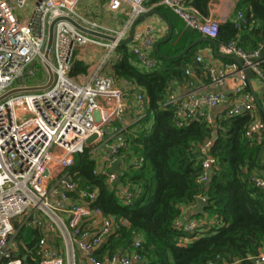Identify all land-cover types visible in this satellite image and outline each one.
Returning a JSON list of instances; mask_svg holds the SVG:
<instances>
[{
  "label": "built area",
  "instance_id": "1",
  "mask_svg": "<svg viewBox=\"0 0 264 264\" xmlns=\"http://www.w3.org/2000/svg\"><path fill=\"white\" fill-rule=\"evenodd\" d=\"M79 1L32 0V8L27 12L31 0H0V264H23L17 241L23 226L58 236L65 246L66 260L58 245L41 237L36 243L38 264L146 263L141 254L140 233H134L131 245L121 251L101 257L96 254L106 239L126 224L92 207L96 192L79 188L68 172L74 165L75 155L87 147L95 161L93 174L104 177L108 189L125 204L134 196L129 186L116 184L120 171L117 175L110 173L114 162L123 161L121 153L127 148L128 110L124 92L110 77L98 76L89 83L80 84L70 76L79 47L93 45L113 52L124 39L125 30L112 31L78 15ZM146 1L108 0V8L118 11L123 4H128L134 20L145 11ZM156 6L170 9L183 21L185 29L216 38L220 23L204 17L185 0H160ZM70 21L113 37L114 41L83 33ZM54 22L51 50L45 60L48 29ZM233 22L245 29L241 12H237ZM154 32L152 27H147L139 42L131 47L135 62L143 71L159 66L153 56ZM218 50L239 59L242 67L234 62L220 65L205 62L201 55H196L195 62L202 65V72L215 92L196 94L189 79L191 70L187 67V91L179 94L171 87L165 106L174 108L178 127L198 117L212 125L215 117L221 114L227 117L249 114L252 121L245 137L259 144L264 137V122L259 117L255 97L249 91L248 79L250 72L264 85V58L260 49L245 51L236 40L219 45ZM39 58L47 76L49 70L52 74L50 86L41 89L39 87L46 86L49 79L43 85L23 82L26 76L34 77L29 66ZM127 84L136 103L132 115L133 125H136L144 117L147 100L134 84ZM220 107L225 108L224 113H210ZM92 138L99 142L94 143ZM209 148L210 142L200 146L203 157L201 184L207 182L210 171L217 166L216 160L208 154ZM133 164L141 166L138 160ZM250 181L264 193L263 177L252 175ZM174 225L185 234H193L217 227L219 223L214 220L208 223L206 218H179ZM189 242L190 239L183 238L179 245L186 246ZM75 248L83 255L80 261ZM208 264L237 263L211 261ZM252 264H264V251L258 252Z\"/></svg>",
  "mask_w": 264,
  "mask_h": 264
},
{
  "label": "trees",
  "instance_id": "2",
  "mask_svg": "<svg viewBox=\"0 0 264 264\" xmlns=\"http://www.w3.org/2000/svg\"><path fill=\"white\" fill-rule=\"evenodd\" d=\"M157 1L160 0H151ZM208 2L193 0L189 4L206 16ZM163 9L155 7L160 12ZM235 10L244 15L245 29L227 21L219 26L216 42L223 45L236 40L245 51L260 49L264 58V0H238ZM196 33L190 30L177 41L173 36L161 46H170V52L164 56L179 54L198 38ZM115 51L119 55L112 66L115 78L134 84L147 100V109L144 117L125 134L127 148L121 153L124 165L116 184L129 186L134 192L128 204L108 189L104 177L93 174L95 161L89 148L77 153L74 165L68 169L79 188L96 192L92 207L126 224L109 236L96 254L101 257L121 251L131 245L134 233H140L145 264H252L258 252L264 251V193L250 181L260 168L257 156L264 147V139L258 144L245 137L252 117L221 114L212 125L198 117L178 127L174 108L165 106V102L172 83L186 78L187 66L202 72V65L194 58L196 47L178 59L162 58L153 52L159 66L152 71L136 67L128 45L120 44ZM77 72L84 73L85 67L77 64L70 76ZM259 114L264 122V114ZM206 142H210L208 154L217 166L210 171L207 182L201 184L200 146ZM134 160L141 166L136 167ZM204 196L208 197L205 217L193 218H207L208 223L214 220L219 225L193 234L176 229L174 224L182 218L183 207H194L197 199ZM43 236L40 229H20L17 241L23 264L39 263L36 243ZM183 238L190 239L186 246L179 245Z\"/></svg>",
  "mask_w": 264,
  "mask_h": 264
},
{
  "label": "crops",
  "instance_id": "3",
  "mask_svg": "<svg viewBox=\"0 0 264 264\" xmlns=\"http://www.w3.org/2000/svg\"><path fill=\"white\" fill-rule=\"evenodd\" d=\"M192 1L193 0H185V2L188 4L191 3ZM237 2L238 0H209L207 4V15L204 17L215 19L220 23V25H222L227 21H234L237 14L235 10ZM157 3L158 1L151 2V0H147L144 4L145 11L142 14L154 11ZM31 8H32V0L27 7V12L30 11ZM163 8L164 9L161 13L163 14L166 21H164L162 18H160L157 15H152L146 18L145 21L140 22L136 25L133 38L131 42L127 44L128 50L130 52H131V47L139 42L140 38L142 37L147 27H152L155 30L154 32L155 43H154L153 52H155V45L158 42L162 41L169 32V26L167 25V23H169L173 29V34L171 36V39L174 36L176 37V41L180 36L184 37L183 35L190 32V30L185 29L184 23L179 17H177L170 9L166 7ZM76 12L78 15H81L86 20L92 23H96L97 25L105 27L112 31L125 30L124 39L129 37L130 28L133 20L131 17V8L128 4H123L120 10L118 11H111L108 8V0H80L79 4L77 5ZM142 14H140L139 16H141ZM196 34L198 35L197 39L203 37L199 33ZM201 43L195 46L196 52L194 54V58L196 55H201L205 62H209L217 65L226 63L225 60L219 59L214 55L213 46L211 44L205 42H201ZM163 44L159 45L158 50L162 55H165V53L170 52L169 50L170 46L161 47ZM118 60H119V55L117 54L116 51L109 52L103 47H97L93 45H85L79 47L75 52V57L71 69L75 68L77 64H81L83 67H85V72L84 73L77 72L74 76L71 77L80 84L89 83L92 79L98 76H105L112 78L114 85L120 90H122L125 94L124 102L128 110L126 116V125H125L127 126V131H126L127 133L128 131H130L129 129L134 126L133 125L134 119H132V115L136 110V103L134 101L133 92L128 88L127 82L129 81L123 79H117L113 74L112 66ZM134 64L136 65V67H138L135 60H134ZM187 67H190L191 76L189 77V79H191L193 82V91L196 94L200 95L204 93L215 92V88L210 85L206 75L203 72H201L199 68L190 65ZM140 70L143 71L142 69ZM186 79L187 78L184 77L181 81H174L171 87L176 89V91L179 94L185 93L187 91V86L185 85ZM254 79L255 82L253 81L252 78H250V83L252 86V91L254 92L257 101L259 102L260 107L258 104L257 105L259 107V113H260L262 112L261 108L264 110V85L260 83V81L256 77H254ZM224 109H225L224 107H220L217 108L215 111H211L210 113H212L213 115L216 114L218 115L224 113ZM259 117L261 118L260 114ZM103 155H106V152H104ZM259 163H260V168L256 171L255 175L264 178V149L262 151ZM122 166L123 165L120 166V169ZM195 207L196 205L194 207H183L182 219L193 218ZM43 233L50 244L56 246L59 245L61 240L58 238V236L46 233L44 231ZM82 257L83 255L79 251L77 254L78 261H80Z\"/></svg>",
  "mask_w": 264,
  "mask_h": 264
},
{
  "label": "water",
  "instance_id": "4",
  "mask_svg": "<svg viewBox=\"0 0 264 264\" xmlns=\"http://www.w3.org/2000/svg\"><path fill=\"white\" fill-rule=\"evenodd\" d=\"M152 15H157L160 18H162L164 21H166L164 16H163V14L161 12H159V11L154 10V11H151L149 13H144L141 16H139V17H137L136 19L133 20V22L131 24V28H130L129 37L124 39V40H121L120 44H124V45L129 44L131 42L132 38H133V34H134V30H135L136 25L138 23H140V22L145 21L146 18H148V17H150ZM70 22L78 30L82 31L83 33H86L88 35H91V36H94V37H97V38H101V39H104V40H107V41H114L113 37H110L108 35H104L102 33L90 31L88 29H84L83 27L79 26L75 22H73V21H70ZM54 24H55V22L51 23V25L49 26V29H48V38H47V43H46L44 54H43V57H44L45 60H47L49 58L51 45H52V40H53V27H54ZM167 25L169 26V32H168L167 36L162 41L158 42L155 45V52L160 57L167 58V59H178V58L182 57L184 54H186L191 48L195 47L197 44H199L201 42H205V43H209V44H211L213 46V53H214V55L217 58L234 62L238 66L242 67V63L236 57L223 55V54L219 53V51H218V43L214 39H210V38H207V37H201V38L197 39L196 41H194L193 43H191L190 45L185 47L179 54H177V55H175L173 57H166V56L162 55L159 52V50H158L159 45L168 42L171 39V36L173 34V29H172L171 25L169 23H167ZM51 82H52V74H51V71L49 70V80H48L47 85L44 86V87H39V88L40 89L41 88H47V87L50 86ZM248 82H249V89H250L251 93L253 94V96L255 97V99L257 101V98H256L254 92L252 91V86H251V83H250L249 79H248ZM257 104L259 105L258 101H257ZM259 107H260V105H259ZM261 111L264 113V110L262 108H261ZM263 149H264V147H262L260 149L259 153H258V156H257V163L258 164L260 162V157H261ZM123 164H124V161H122V160H118V161L114 162L112 164L111 168H110V173L117 175L118 171H119V167L121 165H123ZM207 206H208V197L207 196H204L203 198H198L197 199V205H196L195 211H194V215L195 216H205V209H206Z\"/></svg>",
  "mask_w": 264,
  "mask_h": 264
},
{
  "label": "rangeland",
  "instance_id": "5",
  "mask_svg": "<svg viewBox=\"0 0 264 264\" xmlns=\"http://www.w3.org/2000/svg\"><path fill=\"white\" fill-rule=\"evenodd\" d=\"M29 69L33 70L35 75H34V77L26 76L24 81H23L25 84L43 85L49 79V76H47L46 70L42 66V59L41 58L37 59L31 66H29ZM249 74H250L251 78L253 79V81L255 82V79H254V76L252 75V73L249 72ZM91 140L92 141L94 140L95 141L94 143L99 142V141H96V139H94V138H92ZM90 143H91V141H89V144ZM58 246L60 247V252H61L62 257L66 260V249H65V246L62 243V241H60ZM75 250H76V254H78L79 250L77 248H75Z\"/></svg>",
  "mask_w": 264,
  "mask_h": 264
}]
</instances>
